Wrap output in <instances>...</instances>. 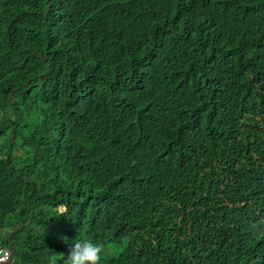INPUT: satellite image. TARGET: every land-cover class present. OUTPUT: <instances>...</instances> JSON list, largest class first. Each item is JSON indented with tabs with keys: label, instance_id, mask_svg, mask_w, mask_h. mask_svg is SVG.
Here are the masks:
<instances>
[{
	"label": "trees",
	"instance_id": "obj_1",
	"mask_svg": "<svg viewBox=\"0 0 264 264\" xmlns=\"http://www.w3.org/2000/svg\"><path fill=\"white\" fill-rule=\"evenodd\" d=\"M81 239L264 264V0H0V247Z\"/></svg>",
	"mask_w": 264,
	"mask_h": 264
},
{
	"label": "clouds",
	"instance_id": "obj_2",
	"mask_svg": "<svg viewBox=\"0 0 264 264\" xmlns=\"http://www.w3.org/2000/svg\"><path fill=\"white\" fill-rule=\"evenodd\" d=\"M68 214L66 206H60L52 215V217H65ZM4 235H7L6 233ZM104 252L102 242H94L89 239H81L69 248L67 258L64 254L60 257H51L49 264H58L59 261L65 260L67 264H99L101 254ZM15 255V254H14ZM14 260V256H13ZM12 260L11 247H0V264H15Z\"/></svg>",
	"mask_w": 264,
	"mask_h": 264
},
{
	"label": "water",
	"instance_id": "obj_3",
	"mask_svg": "<svg viewBox=\"0 0 264 264\" xmlns=\"http://www.w3.org/2000/svg\"><path fill=\"white\" fill-rule=\"evenodd\" d=\"M28 223H29V222H28ZM28 223H27V224H28ZM27 224H25V225H27ZM11 236H12V233L9 234V239L11 238ZM11 249H12V260H13V256H14V254H15L14 247L11 246Z\"/></svg>",
	"mask_w": 264,
	"mask_h": 264
},
{
	"label": "rangeland",
	"instance_id": "obj_4",
	"mask_svg": "<svg viewBox=\"0 0 264 264\" xmlns=\"http://www.w3.org/2000/svg\"><path fill=\"white\" fill-rule=\"evenodd\" d=\"M28 222H29V221H28ZM28 222H27V223H28ZM27 223H26V224H27Z\"/></svg>",
	"mask_w": 264,
	"mask_h": 264
}]
</instances>
